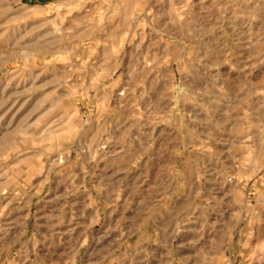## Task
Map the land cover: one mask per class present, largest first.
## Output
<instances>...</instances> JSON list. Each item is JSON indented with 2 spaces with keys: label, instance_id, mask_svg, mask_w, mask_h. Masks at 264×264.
<instances>
[{
  "label": "rangeland",
  "instance_id": "1",
  "mask_svg": "<svg viewBox=\"0 0 264 264\" xmlns=\"http://www.w3.org/2000/svg\"><path fill=\"white\" fill-rule=\"evenodd\" d=\"M0 264H264V0H0Z\"/></svg>",
  "mask_w": 264,
  "mask_h": 264
}]
</instances>
